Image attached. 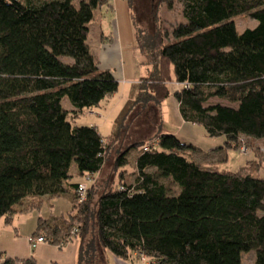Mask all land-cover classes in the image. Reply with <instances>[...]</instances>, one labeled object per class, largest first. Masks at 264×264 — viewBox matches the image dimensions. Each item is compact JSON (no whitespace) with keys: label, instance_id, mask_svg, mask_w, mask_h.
I'll return each instance as SVG.
<instances>
[{"label":"trees","instance_id":"obj_1","mask_svg":"<svg viewBox=\"0 0 264 264\" xmlns=\"http://www.w3.org/2000/svg\"><path fill=\"white\" fill-rule=\"evenodd\" d=\"M78 3L0 0V219L10 224L66 197V214L39 217L33 235L53 245L78 237V264L97 262L96 242L121 260L146 258L142 264H243L251 250L254 264H264V176L211 168L198 159L207 151L176 134L156 135L148 150L154 140L142 143L127 175L118 165L129 152L117 155V185L102 189L95 208L96 185L80 200L83 183L72 180L101 171L135 104L159 105L170 93L181 118L210 137L224 135L235 148L241 137L264 139V0H159L168 9L178 4L182 19L165 27L156 8L151 31L136 26L148 74L105 136L70 119L118 91L87 44L94 9L112 3ZM243 12L257 24L239 33L231 18ZM0 264L38 263L31 255Z\"/></svg>","mask_w":264,"mask_h":264},{"label":"rangeland","instance_id":"obj_2","mask_svg":"<svg viewBox=\"0 0 264 264\" xmlns=\"http://www.w3.org/2000/svg\"><path fill=\"white\" fill-rule=\"evenodd\" d=\"M80 0H74V3L79 4ZM130 4L127 0H108L112 3V8H108L106 5L99 6L94 9V19L90 21V31L88 34L87 44L89 51L94 57L101 60L100 69H110L115 77L120 79V91L112 98L111 106H107L104 103L102 107L106 109V113H109L110 117L107 122L114 123L120 111L126 105L128 101V91L125 92L121 89L122 83H126L127 87H132V84L139 81V78L148 74L147 66L142 63V56L136 49V26L141 29L151 31L154 28L153 15L155 10L160 12V19L163 26H170L179 22L181 18V10L178 4H174L170 9L165 5L158 6L159 0H131ZM231 20L234 21L235 28L239 33L243 32L245 28H253L257 24L255 18L250 17L248 12H243L232 16ZM115 40H120V46L123 49L122 56L116 62L114 58H117L115 47L112 46L111 52H104L102 47H107L109 44L114 43ZM102 57V58H101ZM64 59V58H62ZM69 61L70 59H64ZM108 64V65H107ZM107 66V67H105ZM125 68V76L131 77L137 75L136 79H127L125 81L118 76V73ZM222 103H228L235 105L236 103L229 102L228 100L215 99ZM63 105L66 108H71L72 103L65 97L62 100ZM108 103V102H107ZM100 106H96L91 109H84L82 113L70 119L73 125H97L98 131L102 135L109 134L111 127L108 124L102 125L101 120L94 112H102ZM125 126L122 130V137L114 144L109 153L106 156V160L102 166V173L97 178L98 183L95 187V192L92 197V208L96 207L97 195L106 188L107 178L114 173L115 163L117 155L127 150L129 161L127 164H120L118 167L124 169L126 175L129 174L132 169L133 156L138 152L142 143L148 142L156 135L163 134H176L183 142L193 143L198 146L202 151H207L210 156L208 158L198 159L205 165H209L211 168L222 171L232 172H244L252 173L256 176H264V139L251 140L241 137V144L238 148L229 146L225 143L224 135H217L216 137H210L206 134L202 125L196 123H186L181 118L180 111L177 106L176 99L173 94L164 98L162 102L157 105L154 102L148 104L137 103L130 110L126 120ZM150 136H154L149 138ZM154 140V139H152ZM142 141V142H140ZM133 143H137V147L132 146ZM71 172L75 171V163L71 166ZM97 174L95 175V177ZM119 175H116L118 178ZM72 180L82 181L86 185H91L94 182L92 177H78L75 176ZM101 182V183H100ZM109 182V181H108ZM117 182V180H116ZM114 183V186L117 183ZM52 206L43 203L41 209V215L49 217L53 215H59L66 212L71 208V203L66 197H56L52 201ZM95 224L92 223L90 235L91 238L97 240V234H95ZM255 250L244 251L242 253L243 264H254ZM138 264H142L146 261V258H135Z\"/></svg>","mask_w":264,"mask_h":264},{"label":"crops","instance_id":"obj_3","mask_svg":"<svg viewBox=\"0 0 264 264\" xmlns=\"http://www.w3.org/2000/svg\"><path fill=\"white\" fill-rule=\"evenodd\" d=\"M112 46H114L116 50L117 58L116 59L114 58V61L116 62L117 60L120 59V57L122 56V52H123V49L120 46V40L118 41L115 40L114 43L112 42V44H109L108 48L102 47V50H106L104 52L109 53L111 52ZM97 59L100 65V63L102 62L99 58ZM121 68L122 69L118 73V76L122 78L124 81L126 80L125 77L127 79H132L134 77L133 79L138 80V78L136 79L137 75L131 76V77L125 76V68L123 66H121ZM147 70L148 68L146 69V71ZM116 79H118V77H116ZM118 80H119V87L117 90L120 91L119 89L121 87V84H120V79ZM126 83L127 82L122 83L121 89L125 92V90H127L126 88H128L129 89L128 97H130L133 89L132 87H127L128 85H126ZM118 91L114 92L113 95L108 96L105 99H103L102 103L98 106L102 107L104 103L107 104V106H109L111 104L110 100L115 97ZM104 107H102V109H104ZM92 110L93 109H91V111ZM103 111L105 112H102L101 110L100 112H94V113L97 114L98 118L100 119L104 118L103 120H101V124L110 125L111 127L110 132H111L112 129L114 128L115 123L107 122L106 120L110 117V115L109 113H106V109H104ZM152 137L154 136H150L149 138H152ZM101 173H102V169L101 171H99V173H96L97 174L96 177L95 176L92 177V179H94L95 185L98 183L97 178L100 176ZM116 180L118 181V179L116 178L115 169H114V173H112L111 176L107 178L106 183L108 186H113ZM47 204L50 205V203H47ZM41 209L40 210L32 209L31 211L27 213L15 214L13 215L14 217L10 224H5L4 219H0V263L6 257H9V258L14 257V258L22 259V258L29 257L32 255L36 259L38 264H78V261H79L78 254H79V247H80L79 246L80 240L78 237L66 242V244H63V245H56V244L53 245L50 242L44 240L43 242L37 243V245L34 246L33 248L31 247L30 239L32 238V236H34L33 232L36 228V223L38 221V218L43 216L41 215ZM96 245H97L96 248H97L98 260L95 264H138L136 260H134L135 259L134 257L131 259L121 260L117 258L116 256H114L111 252L104 250L101 247V245H99L97 242H96Z\"/></svg>","mask_w":264,"mask_h":264},{"label":"built area","instance_id":"obj_4","mask_svg":"<svg viewBox=\"0 0 264 264\" xmlns=\"http://www.w3.org/2000/svg\"><path fill=\"white\" fill-rule=\"evenodd\" d=\"M153 144H156V141H151L149 144H147L143 149L144 150H148L150 148L151 145ZM78 194H79V197H80V200H83L85 199L86 197V184H80L78 186ZM45 239L43 237H40V236H32V238L30 239V244H31V247L33 248L34 246L37 245V243L39 242H43Z\"/></svg>","mask_w":264,"mask_h":264}]
</instances>
